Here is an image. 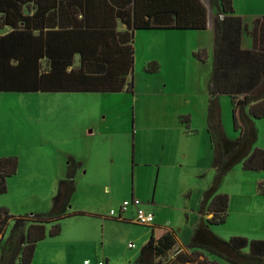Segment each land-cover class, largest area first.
I'll list each match as a JSON object with an SVG mask.
<instances>
[{"label":"rangeland","instance_id":"1","mask_svg":"<svg viewBox=\"0 0 264 264\" xmlns=\"http://www.w3.org/2000/svg\"><path fill=\"white\" fill-rule=\"evenodd\" d=\"M235 6L245 14L241 16L249 27L252 19L264 15V0H237ZM199 49L206 52L204 63L193 55ZM133 50L132 92H0V157L14 155L19 161L18 174L7 180V191L0 194V207L8 202L17 214L48 212L57 182L65 175L68 156H73L82 161L78 170L86 171L85 178L107 170L111 164L118 170L125 168L127 183L132 182L142 207L154 214L155 227L172 230L178 247L187 245L214 170L210 163L200 169L194 159L172 164L173 154L164 146V139L175 132L177 120L183 129L189 127L184 121L188 115L179 112L191 109L197 113L195 109L204 107V88L213 68V32L137 30ZM153 61L160 66L159 72H145L146 63ZM219 106L224 130L230 138L237 137L230 97L221 94ZM254 123L255 143L263 142L264 118ZM135 133L139 136L138 156L133 158L131 142ZM162 154V165L148 163L151 155L158 158ZM234 167L242 169L241 163ZM230 172L224 185L232 177ZM75 184L69 210L95 208L97 215H107L111 220L103 225L98 216L90 214L61 219L58 235H47L37 242L31 264H84V259L89 264L99 260L135 264L151 227L120 222L116 215L109 214L111 209L117 213L122 190H104L79 179ZM228 185L237 188L233 181ZM255 188L259 193L264 186L257 183ZM11 225L9 220L0 234V252ZM225 227L213 225L211 230L228 239L232 235ZM129 242L134 247H128ZM214 259L218 264H230L216 256Z\"/></svg>","mask_w":264,"mask_h":264},{"label":"trees","instance_id":"2","mask_svg":"<svg viewBox=\"0 0 264 264\" xmlns=\"http://www.w3.org/2000/svg\"><path fill=\"white\" fill-rule=\"evenodd\" d=\"M52 1L57 7L41 14L42 23L58 26L69 46L63 49L60 61L42 65L39 50L48 52L50 48L48 44L41 47L44 28L33 22L38 15L21 11L30 0H0V30L12 27L0 35V92H132L133 80L127 77L132 76L135 30H204L208 23V11L201 0H107L112 13L105 19L100 16L94 25L87 8L91 0ZM214 5L213 68L207 83L206 122L213 180L203 193L187 245L178 247L172 230L150 226L149 238L135 264H218L214 256L230 264H264V239L243 235L223 239L211 230V226L227 220L229 197L220 189L234 165L241 163L245 171L264 170V148L255 146L254 123L264 118V15L254 18L247 30L235 13L233 0H214ZM117 19L125 25L124 30L115 29ZM243 33L251 38V48L242 46ZM76 53L80 54L78 67L67 70ZM205 53L199 49L193 55L203 62ZM144 70L154 73L159 65L148 62ZM221 94L231 100L232 125L239 132L235 138L226 134L221 122ZM18 165L14 155L0 157V194L7 191L6 180L16 173ZM80 166V161L68 156L65 175L57 182L48 212L13 215L0 207V234L12 221L1 247L0 264H31L36 243L60 233L59 221L75 214L69 208Z\"/></svg>","mask_w":264,"mask_h":264},{"label":"crops","instance_id":"3","mask_svg":"<svg viewBox=\"0 0 264 264\" xmlns=\"http://www.w3.org/2000/svg\"><path fill=\"white\" fill-rule=\"evenodd\" d=\"M201 1L203 2V4L205 5L208 11L207 28L204 30L213 32V18L216 12L214 0H201ZM236 3H237V0H233V7L235 10V13L239 16L241 15L244 16L245 14H242L237 11V8L235 6ZM55 5L57 7V3H55V1H52V0H30V2L24 4L21 9L24 15H29V16L38 15L39 18L34 19L33 22L34 24H37V27L44 28L43 29L44 33H43L42 40H40V44H41V47H46L48 44L50 49L48 50V52H46L44 48H41L39 50L40 55L42 56L39 59V61L41 62L42 65L45 62L49 63L51 61H54V62L60 61L58 58L59 56L61 57V54L63 53L62 52L63 49L67 50L69 46V43L65 44V39H63V36L60 34L58 26L47 27L44 25L45 23L44 24L42 23V20L40 17L41 14L47 13L45 10L48 8L53 9ZM87 8H88V13L90 14L92 25L99 23V18H101L100 16L104 15V19H105L108 15L112 13V4L109 3L107 0H91L88 2ZM241 18L244 22V18L242 16ZM244 23L246 25L247 30H250V28L252 27V22H251L250 27L246 22ZM11 29H12L11 26H6L3 30H0V35L5 34ZM115 29L117 31L124 30L125 25L119 19H117L115 21ZM143 30H148V29H143ZM150 30H175V29H150ZM177 30H182V29H177ZM38 31L39 30L35 31V33L37 34ZM133 37H134V34H133ZM251 45H252L251 38L246 33H243L242 46L244 48H251ZM79 57H80L79 53L74 54L72 64L69 65L66 69L70 70L73 67L77 68L79 64ZM133 62H134V57H133ZM198 62L204 63L205 61L201 62L198 60ZM159 70H160V66H159ZM159 70L157 72H159ZM130 78L133 80V63H132V76L129 77L128 75L127 80H129ZM207 83L208 81H206V87L204 88V107L203 109L201 107H199V109H195L197 113L193 112V110L191 109H189L187 112H179L178 115H188L189 127H187L186 129H183V127L179 123V120H177L179 125L175 127V132L173 133L171 132L164 139V141L166 142L164 143V146L167 145L168 149H170L171 151V154H173L172 157L174 160H172V164L176 163L177 161L184 160V159H190V160L194 159L195 165L199 167L200 169H202V167L206 168L210 163V161L208 160H211L210 158L212 154V147H211V142L209 140V136L207 133V124H206L207 122ZM119 92H128V91L123 89L122 91H119ZM84 93H118V92H84ZM194 115H196V120L194 118L195 117ZM135 127H137L136 123H135ZM135 132H136V129H135ZM236 135L234 137H236ZM124 142L126 144V141ZM138 142H139V136L137 137L136 133L132 134L131 143H132L133 152H134L132 154L133 158L138 156L137 155ZM255 146L259 148H264V141L255 143ZM153 156L155 155H151V158L148 163H155L154 165H158V166L163 164L162 163V159L164 156L163 154L159 156L158 158L153 157ZM95 157H97V155L94 156V159ZM31 158H33L32 155H31ZM139 159L142 160L143 157L140 156ZM206 160L208 161V163ZM80 162L82 166V161ZM111 163H113V160L110 161V164ZM201 163H203V165ZM116 168L117 167H114L111 164L110 168H108L107 170H102V171L100 170L96 172L95 174L92 173L88 178H85V175H84L86 172L85 170L84 172L81 170H77L75 174V178L79 179L80 181H87L88 183H90V185H100L103 187L104 190H108V189H112L115 191H117L118 189L120 191L122 190L121 200L119 198L117 201V205H118L117 213L120 215V217L117 216L116 220H119L120 222L123 221V222L132 223L134 222L133 221L134 207L130 205L126 209L125 212H119L120 211L119 203H121L125 199H130L131 196H135V193H134L135 191H134L132 182L127 183L126 181L127 176H126L125 168L124 170H121V169L118 170ZM230 171H231L230 173L232 174V177L231 178L229 177L227 180L233 181L236 184L237 188L232 189L231 186L228 185V181H227V185H224V182H223L221 189H220L221 192L227 193L229 197L228 216H227L226 222L223 224L224 226H226L224 230L229 232L230 235H243L250 239H264V188L259 193H256L255 191L256 190L255 185L257 183L263 184L264 186V170L245 171L243 169H240L239 167H233ZM17 174H18V168H17L16 173L13 176H16ZM61 175L62 174H60L59 177H61ZM9 178L10 177H8L7 180ZM25 178L26 177H24L23 180H25ZM2 206L5 207L10 214L21 215V214H17L16 212H14L13 205L8 202L3 203ZM141 207H142V204H141ZM71 212L75 213L73 214V216L74 215H84V214L98 216L100 218V221L103 223V225H105L107 222L111 220V218L107 215H103V216L97 215L96 214L97 210H95V208L94 210H88V211L78 210V211H71ZM153 221H154V218H153ZM153 221H152V224L149 226L155 227V224H153ZM160 229H168V228L160 227ZM215 233L218 234L217 232ZM146 241L147 240H145L144 243ZM129 243H132V242H129ZM180 247H184V246L181 245ZM86 260L88 259H84V264H87L85 263ZM98 262H102V264H106V262H103L101 260H99Z\"/></svg>","mask_w":264,"mask_h":264},{"label":"built area","instance_id":"4","mask_svg":"<svg viewBox=\"0 0 264 264\" xmlns=\"http://www.w3.org/2000/svg\"><path fill=\"white\" fill-rule=\"evenodd\" d=\"M132 205L134 207V217L133 221L138 224L142 225H151L154 215L152 212L147 211L141 207V201L136 196H131L130 199H125L120 203V211L119 212H125L126 209ZM109 214L111 216H118L120 215L116 213L113 209L109 211ZM129 247H134L133 243L128 244ZM85 263H90L89 260H86ZM97 264H102V262H98Z\"/></svg>","mask_w":264,"mask_h":264}]
</instances>
